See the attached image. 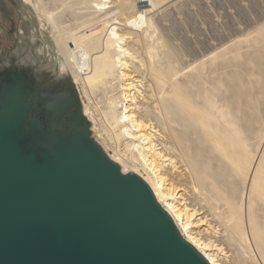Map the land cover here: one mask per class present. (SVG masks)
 Wrapping results in <instances>:
<instances>
[{
	"label": "rangeland",
	"instance_id": "obj_1",
	"mask_svg": "<svg viewBox=\"0 0 264 264\" xmlns=\"http://www.w3.org/2000/svg\"><path fill=\"white\" fill-rule=\"evenodd\" d=\"M110 1L118 8L93 16L73 12L71 0H0V61L30 66L45 89L73 85L91 138L125 173L156 183L183 233L206 245L217 264H264V0ZM58 40L82 52L89 46L85 82H74ZM112 41L118 44L109 52ZM239 89L233 107L221 102ZM160 92L178 96L185 109L182 127L195 147L180 141L190 172L163 148L167 139L154 122L134 121ZM112 105L122 122L103 133L101 114Z\"/></svg>",
	"mask_w": 264,
	"mask_h": 264
},
{
	"label": "water",
	"instance_id": "obj_2",
	"mask_svg": "<svg viewBox=\"0 0 264 264\" xmlns=\"http://www.w3.org/2000/svg\"><path fill=\"white\" fill-rule=\"evenodd\" d=\"M45 94L58 121L42 127L21 77L0 92V264H210L91 138L76 88ZM70 109L73 130L56 133Z\"/></svg>",
	"mask_w": 264,
	"mask_h": 264
},
{
	"label": "bare ground",
	"instance_id": "obj_3",
	"mask_svg": "<svg viewBox=\"0 0 264 264\" xmlns=\"http://www.w3.org/2000/svg\"><path fill=\"white\" fill-rule=\"evenodd\" d=\"M72 2V4L74 3L75 4V6H77V8L75 7V8H73V9H71V10H73V12H75L74 10L75 9H77V10H80V11H82L81 13H86V15L87 14H93V16L94 15H98V14H104V13H106V12H108V11H112L113 10V8H118V6H115L114 7V5H112L113 3H112V1H110V0H71ZM119 2V1H118ZM69 4V3H68ZM77 4V5H76ZM118 5V4H117ZM67 6V5H66ZM45 7V6H44ZM119 10H120V12L121 11H124V3H123V1L122 2H120L119 3ZM119 12V11H118ZM79 15V14H78ZM85 15V16H86ZM140 15H142L141 13H138L137 14V16H138V18H139V16ZM113 16V15H112ZM86 17H88V16H86ZM141 18V23L144 21V16H141L140 17ZM47 20H49V18H47ZM117 20V19H116ZM126 22H129L130 23V25H129V23H127V24H125L126 25V27H127V29H130V28H132L131 27V25H132V23H133V19H128V20H126ZM117 24V23H116ZM139 25H140V23H139ZM133 30L135 29L134 27L132 28ZM140 29V28H139ZM113 30V29H112ZM138 29H136V31H137ZM140 30H142V29H140ZM125 31V30H124ZM126 31H128V30H126ZM125 31V32H126ZM132 31V30H131ZM110 32V31H109ZM113 32V31H112ZM129 32V31H128ZM127 32V33H128ZM114 33H115V31H114ZM138 35V34H137ZM112 36L113 37H111V38H113V39H115L116 37L115 36H118V34L117 35H115V34H112ZM139 37V36H138ZM110 41V40H109ZM118 41V40H117ZM117 41H112L109 45L107 44V48L109 49V52L111 51V48L114 46L113 44H118L117 43ZM68 43V42H67ZM115 44V46L117 47V45ZM56 47H57V51L59 52V54H60V56H62V58H63V60H64V62H65V65L68 67V69H69V71H70V74H71V76H72V78H73V80H74V82L76 83V81L77 80H81L82 81V83L83 82H85V79L86 78H89V74H90V72H92V59H91V56L88 54V51H90V48H89V46H86V45H84L85 47H87L86 49H85V51L84 52H82L80 49H79V47H77V46H80V45H78L77 43L75 44L74 42H71V43H69V44H67V45H64V44H62L59 40L58 41H56ZM119 46V45H118ZM120 47V46H119ZM115 48V47H114ZM121 49V48H120ZM124 49V48H123ZM102 50V49H101ZM116 50V49H115ZM107 51V50H106ZM101 51H99V53H100ZM126 53V52H125ZM93 54V53H92ZM109 54V53H108ZM129 54V53H128ZM31 57H32V55H30ZM109 57V56H108ZM107 57V58H108ZM115 58H117L116 56H115ZM88 59H90L91 60V62H89V60ZM117 60H118V58H117ZM153 60V59H152ZM222 60V59H221ZM110 61V60H109ZM112 61V60H111ZM116 61V60H115ZM112 62V64L110 63V65H112L113 66V63H118V61L117 62ZM120 62V61H119ZM122 62V61H121ZM153 62V61H152ZM106 63H109V62H107L106 61ZM160 63V62H159ZM119 64V63H118ZM152 65V64H151ZM150 65V66H151ZM158 65V64H157ZM119 66V65H118ZM117 66V67H118ZM120 66H122V65H120ZM137 66V65H136ZM157 67V66H156ZM110 68V67H109ZM152 68H154V70H155V67L154 66H152ZM160 68V67H159ZM158 68V69H159ZM136 69H137V67H136ZM151 69V68H150ZM114 70V69H113ZM119 70V69H118ZM161 70V69H160ZM160 70H159V72H160ZM115 71V70H114ZM134 71V73H135V70H133ZM157 72H158V70H156ZM94 72V71H93ZM137 72V71H136ZM162 74H163V72H162ZM137 75V74H136ZM161 75V74H160ZM123 76V75H122ZM125 76V75H124ZM150 76V75H149ZM162 76V75H161ZM110 78V77H109ZM118 78V77H117ZM173 78H175V77H173ZM107 79V78H106ZM105 79V80H106ZM111 79V78H110ZM140 80H142V79H140ZM146 80V79H145ZM104 81V80H103ZM140 82V81H139ZM149 82V81H148ZM159 81H157V83H158ZM179 82V81H178ZM106 83V82H105ZM104 82H103V85L105 84ZM150 84V83H149ZM175 86L176 87H178L177 86V80L175 79ZM102 85V86H103ZM143 86H145L144 84H142ZM146 85H147V83H146ZM153 85V84H152ZM100 86V85H99ZM94 87V86H93ZM118 87V86H117ZM135 87V86H134ZM148 87V86H147ZM147 87H145V88H147ZM162 87V86H161ZM176 87H174V89L177 91V88ZM89 88V87H88ZM88 88L86 89L87 90V92H89L88 91ZM133 88V87H132ZM140 88V87H139ZM144 88V87H143ZM150 88V87H149ZM152 89V88H151ZM149 90L150 92L152 91V90ZM120 90V89H119ZM126 90V89H125ZM139 90V89H138ZM146 90V89H145ZM122 91V90H121ZM143 91V90H142ZM154 91H155V89H154ZM116 92V91H115ZM114 92V93H115ZM148 92V91H147ZM146 92V93H147ZM143 93V92H142ZM149 93V92H148ZM80 94V93H79ZM89 94V93H88ZM116 94V93H115ZM122 94V93H121ZM120 94V95H121ZM145 93H144V97H145ZM151 95V94H150ZM152 95H153V93H152ZM226 95H228L227 93H226ZM242 95H243V92L239 89V90H236L235 92H232L229 96H225L224 95V98H223V100H221V102H225L227 105H228V107H233V103H232V99H234L233 97L234 96H237V98H242ZM122 96V95H121ZM129 96V95H128ZM143 97V98H144ZM149 97V96H148ZM147 97V98H148ZM153 97V96H152ZM126 98V97H125ZM154 98V97H153ZM191 98H194V97H191ZM146 99V98H145ZM151 99V98H150ZM149 99V100H150ZM130 100H133V99H130ZM152 100V99H151ZM193 100V99H192ZM196 100V99H195ZM113 101H115V100H112V102ZM150 102V101H149ZM211 102V101H210ZM239 102H240V100H239ZM94 103V102H93ZM107 103V102H106ZM113 103H115V102H113ZM112 103V104H113ZM120 103V102H119ZM147 103V102H146ZM151 103V102H150ZM194 103H195V105L197 104V102L196 101H194ZM117 104V102L115 103V104H113V105H115L116 107H119V106H117L116 105ZM140 104V103H139ZM138 104V105H139ZM222 104V103H221ZM240 104V103H239ZM96 105V104H95ZM113 105H112V107L111 106H109L110 108H108V111H107V109L105 110L106 112L104 113V111H103V115L101 114V116H102V125H103V133H105L106 132V130L107 129H109V132L110 131H112L110 128V126H115V127H120L119 125H120V123L122 122L121 120H122V118L123 117H118V114H116L117 113V109L115 108V107H113ZM119 105V104H118ZM142 105H144V104H141V107H140V109L142 108ZM149 104H147V106H148ZM153 105V106H152ZM150 104V108L149 109H145V111H144V115L143 114H139V115H136L135 117L137 118V120H134L138 125L137 126H141L142 124H143V122L144 121H146V120H149V123L152 121V122H154V124H155V126L152 128V129H156V128H158L159 130H161L160 132H161V134L163 135V136H165L166 137V139H167V143H168V145H163V148L165 149V147L167 148V149H169L170 151H172V152H174V153H176V156H177V158L178 159H180V161H179V163L180 164H182L183 162H184V165L186 166V168L189 170V172H190V169H189V167H188V165H187V163L189 162H187L186 163V159H185V157H186V153H185V151H184V144H182L181 143V141L180 140H185L184 142H185V145L186 146H188V147H195L194 146V144H193V141H192V139H191V137L192 136H190L191 135V132L189 131L190 129H188V130H184V128L182 127V115H183V118H184V120H185V114L186 113H183L182 112V110H185V109H183V107H182V110H181V103H180V98L178 97V96H172L171 95V98L169 97V99H168V96L166 95V92H160V94H158V96H157V94H156V97H155V100H153V104ZM226 105V106H227ZM236 105V104H235ZM107 106V105H106ZM89 107V106H88ZM144 107V106H143ZM96 109V108H95ZM194 109V108H193ZM86 110V109H85ZM140 111H142V110H140ZM97 112V111H96ZM101 113V112H100ZM133 113H134V110H133ZM143 113V112H142ZM131 114V113H130ZM134 114H136V113H134ZM121 115V114H120ZM90 116V115H89ZM187 116V115H186ZM127 117V119H128V117H130V116H126ZM191 119V118H190ZM194 119V118H193ZM91 120V119H90ZM121 121V122H120ZM125 121V120H124ZM188 121V120H187ZM93 122V121H92ZM94 123V122H93ZM149 123H147V124H149ZM190 123V122H189ZM188 123V124H189ZM129 124V123H128ZM153 124V125H154ZM136 125V124H135ZM145 125V124H144ZM143 125V126H144ZM191 124H189V126H190ZM143 126H141V127H143ZM151 126V125H150ZM149 126V127H150ZM187 127V126H186ZM191 127V126H190ZM195 127H197V126H194V128ZM123 128V127H122ZM193 128V127H192ZM154 129V130H155ZM197 129V128H196ZM205 129V128H204ZM203 129V130H204ZM195 130V129H194ZM156 131H158V130H156ZM197 131H199V130H197ZM161 136V135H160ZM183 136V137H182ZM112 141V140H111ZM195 141V140H194ZM182 144V145H181ZM162 146V145H161ZM168 146V147H167ZM194 150V149H193ZM195 151V150H194ZM217 151V150H216ZM189 152H187V154H188ZM195 153V152H194ZM193 153V154H194ZM217 154V153H216ZM171 155V154H170ZM189 157V156H188ZM187 157V158H188ZM196 158V157H195ZM112 159V158H111ZM173 159V158H172ZM114 162H116L118 165H119V163L116 161V160H114V159H112ZM179 164V165H180ZM191 167H193V166H191ZM183 169H184V167H183ZM122 172H124L123 170H122ZM130 173H135V174H137L138 176H140L141 178H142V180H144V182L150 187V189L152 190V192H153V194H154V196L156 197V199H157V201H158V203L166 210V212L172 217V219H173V221L175 222V224H176V226H177V228L179 229V231H180V233L182 234V236L190 243V244H192L205 258H206V260L210 263V264H217L216 263V260L211 256V255H209V254H207V253H205V251L207 250V249H205V246L206 245H204V246H202V243H200V240L198 239V238H196V237H193V236H191V235H187V234H184L183 232H184V229L178 224V219H179V217H180V215L175 211V210H173V211H175L176 213H174V212H172L171 210H172V205H170L169 203L167 204V203H165L164 202V199H163V195L162 194H160L159 193V191H158V188H157V185H156V183H154L153 181H149L148 179H146L144 176H142V175H140V174H138L137 172H135V171H129ZM125 173V172H124ZM193 178V177H192ZM193 181H194V178H193ZM198 181V180H197ZM194 183H196L197 184V182H195L194 181ZM194 186V185H193ZM197 186V188H199V186H198V184L196 185ZM196 186H194V187H196ZM225 214V213H224ZM227 214V213H226ZM224 218V217H223ZM228 218V217H227ZM233 218V217H232Z\"/></svg>",
	"mask_w": 264,
	"mask_h": 264
},
{
	"label": "flooded vegetation",
	"instance_id": "obj_4",
	"mask_svg": "<svg viewBox=\"0 0 264 264\" xmlns=\"http://www.w3.org/2000/svg\"><path fill=\"white\" fill-rule=\"evenodd\" d=\"M27 53L31 55L29 51H27ZM14 76L21 77L26 82V93H28L27 101L31 103L28 120L36 122L42 127L49 126L51 122H57L58 118L54 117L52 113L42 109L39 106V101H37L41 97L42 93L49 95L54 90L45 89L43 86L45 81L38 78L30 66L26 65L17 67L13 64L10 65L0 61V92ZM35 113H38V115L35 116ZM73 122V109H70V113L68 115L62 116L59 128L55 129L56 133H60L62 130L66 129L73 130Z\"/></svg>",
	"mask_w": 264,
	"mask_h": 264
}]
</instances>
